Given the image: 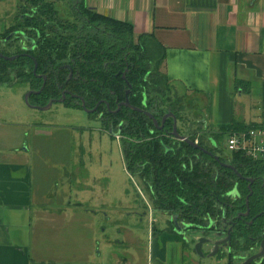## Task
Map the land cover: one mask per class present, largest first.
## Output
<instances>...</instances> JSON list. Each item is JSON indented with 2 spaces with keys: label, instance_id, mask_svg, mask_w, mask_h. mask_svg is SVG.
Masks as SVG:
<instances>
[{
  "label": "trees",
  "instance_id": "obj_1",
  "mask_svg": "<svg viewBox=\"0 0 264 264\" xmlns=\"http://www.w3.org/2000/svg\"><path fill=\"white\" fill-rule=\"evenodd\" d=\"M25 1L29 7L18 19L17 27L0 35V53L8 57L20 55L22 45L18 44L12 53L4 48L19 40L34 41L35 47L28 53L36 63V74L45 75L46 82L39 95L29 97L30 105L43 106L59 98L63 90L80 97L85 108L96 111L89 116L101 120L114 138L119 137L126 172L140 180L153 209L166 217H175L177 222L196 229L205 227L209 219L222 217L223 212L228 218L238 210L244 211L247 183L238 176L256 177L264 164L228 153L234 170L224 168L219 161H227L217 154V146L227 132L256 124L232 122L204 137L177 129L180 136L197 142V149L172 137V119L157 129L149 118L127 108L109 113L127 99L131 106L150 113L158 125L167 112L178 119L169 102V82L162 70L165 48L152 34L135 36L130 24L97 14L85 0H70L77 26L65 25L58 19L55 0ZM65 65H71L70 79ZM33 66L27 57L0 60V83H9L13 77L30 90H39L42 81L32 76ZM118 70L120 76L115 75ZM241 85L243 82L235 81L236 87ZM63 106L80 109L71 98H66ZM200 128L209 127L203 120ZM233 189L239 197L231 200L227 194ZM248 207L251 214L257 213L264 208V198L253 191ZM256 228H264V220L255 224L253 232Z\"/></svg>",
  "mask_w": 264,
  "mask_h": 264
},
{
  "label": "crops",
  "instance_id": "obj_2",
  "mask_svg": "<svg viewBox=\"0 0 264 264\" xmlns=\"http://www.w3.org/2000/svg\"><path fill=\"white\" fill-rule=\"evenodd\" d=\"M85 4L99 15L130 24L135 36L152 34L165 48L162 70L168 82L203 97L210 126L264 122V0H85ZM235 81L243 85L236 87ZM40 126L0 121V264H74L75 258L82 261L75 264H104L99 248H89L88 241L96 238L99 215L109 218L101 210L83 211L75 218L68 188L59 186V180L72 175L57 170L64 166L57 163L61 157L43 151L61 138ZM73 222L79 231H72ZM75 233L87 241L73 251L66 240ZM171 242L182 262L180 244L168 238ZM92 255L95 262L89 260ZM162 262L156 258V264Z\"/></svg>",
  "mask_w": 264,
  "mask_h": 264
},
{
  "label": "rangeland",
  "instance_id": "obj_3",
  "mask_svg": "<svg viewBox=\"0 0 264 264\" xmlns=\"http://www.w3.org/2000/svg\"><path fill=\"white\" fill-rule=\"evenodd\" d=\"M55 2L54 9L58 19L65 25L76 23L77 26L73 10L69 6L70 0ZM26 7L29 6L25 0H0L1 36L17 27L18 19L27 13ZM18 44L22 45L17 42L10 48H4L5 52H14ZM28 89L26 83L13 77L9 83H0V121L41 125L45 129L51 128L61 138L50 147L43 148V151L61 157L62 160L57 159V163L63 162L64 166H58L57 170L72 175L71 179L59 180V186L68 188L67 201L73 203L75 218L82 216L83 211L87 210H101L108 216L109 219L104 220L99 215L95 221L96 238L91 236L88 241L89 248H99L101 262L104 263V258L107 264L115 261L120 264H156V258H160L162 264H228V257H208L209 247L205 245L201 250L203 258L194 253L196 238H212L211 235L187 232L180 235V238L172 232L169 217L153 209L150 196L140 180L126 172L119 137L114 138L101 120L90 117L81 109L65 108L62 104H53L47 111L30 109L23 100ZM167 95L178 115L176 128L180 132H196L197 136L204 137L218 131V128L210 126L205 120L202 96L170 83ZM203 120L208 129L200 128ZM225 143L224 135L217 146L219 156L228 154ZM89 216L86 217L89 218L88 223L92 222V217ZM81 219H76L77 223ZM77 223H72V231H79ZM103 229L104 232H100ZM168 238H172L178 246L180 244L182 262L178 261V249L172 246L174 242L171 245L167 243ZM66 241L69 242V250L76 251L81 250L82 244L87 240L77 239L75 233ZM106 241L109 244L107 250ZM115 241H120L121 244ZM86 248L84 245V249ZM169 248L173 250L169 251ZM89 260L95 262L96 258L92 255ZM77 262L82 261L75 258L74 264Z\"/></svg>",
  "mask_w": 264,
  "mask_h": 264
},
{
  "label": "flooded vegetation",
  "instance_id": "obj_4",
  "mask_svg": "<svg viewBox=\"0 0 264 264\" xmlns=\"http://www.w3.org/2000/svg\"><path fill=\"white\" fill-rule=\"evenodd\" d=\"M25 41L26 39L19 40V43L22 44L21 49L23 52L20 55H18V57L19 56L23 58L27 57L28 59H31L33 61V65H35L36 67V63L34 62L33 58L30 57L28 53V51H31L35 47L34 41H29V42L28 41L25 42ZM27 43H29L30 46H28L29 44ZM64 68L69 70L68 79H70L72 76L71 65H65ZM33 70H34V66L31 71V74L33 77L40 79L43 84V79H42V76H43L45 77V82H46L45 75L36 74V68H35V74H34ZM115 75L120 76L121 71L118 70ZM63 93L65 96L63 99V102L66 100V98H71L79 103L80 109L82 110L81 108L82 100L80 99V97H75L74 94H71L70 92L66 90L61 91L59 98L50 99V100L60 99ZM85 109H87L88 111H92V112H89L88 115L96 112V111L93 112L92 109H88V108H85ZM108 112L114 113L115 111L108 110ZM158 126H160V124ZM117 138L118 137H116V139ZM179 142H183V141H179ZM221 157L223 158V160L227 162H222L218 160L219 163H223L225 165L231 166L227 159L228 154H226L225 156H221ZM238 178H240L241 180L247 183L246 189L248 190V194L244 198V205H245L244 211L238 210L234 212V214L228 218H225V212H223L224 217L222 214V217L220 218L217 217L215 219H209L207 221V225L202 228L193 229L190 225L179 223L177 222V220H175L174 222L173 218H170V217H169L170 219L169 224L171 226L172 232H174L175 235L180 238L181 236L178 235V232H180L182 230V227L184 226H189L188 230H186L184 234H186L187 232H191V233L196 232L200 234L211 235L212 238H206L204 236H200L202 238L207 239L210 242V244L209 243L205 244V246L209 247V251L207 252V254L213 252V250L216 248V255L214 257H220V259H221V256L228 257V264H245L249 260L251 261L248 262L247 264H264V228H256L253 232L255 224H257L258 221L264 220V208L259 210L255 214H251L249 212V207H248V198L253 194V191L258 194V197L260 196L264 198V167H262V172L256 177L248 178V177L238 176ZM245 179H251L253 182L249 184ZM233 191H235V189H233ZM233 191L227 194V197L230 198L231 200L232 199L234 200L239 197L237 191L235 192ZM246 202H247V207H246ZM176 224L178 226L177 233L175 232ZM230 228L232 230L229 232ZM228 235H229V240L227 239Z\"/></svg>",
  "mask_w": 264,
  "mask_h": 264
},
{
  "label": "water",
  "instance_id": "obj_5",
  "mask_svg": "<svg viewBox=\"0 0 264 264\" xmlns=\"http://www.w3.org/2000/svg\"><path fill=\"white\" fill-rule=\"evenodd\" d=\"M18 58V55H15V56H4V55H2L1 53H0V60H5V61H14L15 59H17ZM35 65H34V70H33V73L35 74ZM122 76H124L123 74H122ZM42 79H43V84H42V86L40 87V89L39 90H29L26 94H25V96H24V103L26 104V106L28 107V108H30V109H35V110H39V111H47V110H49L51 107H52V105L53 104H62L63 103V99H64V93L62 94V97L60 98V99H57V100H50L45 106H32V105H30L29 104V97L30 96H32V95H39L40 93H41V91L43 90V87H44V82H45V77H43L42 76ZM126 95H127V93H126ZM121 107H124V108H127V109H129V110H131V111H134V112H138V113H141V114H143L144 116H146L147 118H149L151 121H152V123H153V125H154V127L155 128H157V129H161L162 128V126H163V124H164V122L167 120V119H172V136H173V138L174 139H176V140H179V141H183V142H185L186 144H188L189 146H191V147H193V148H197V149H200V147L195 143V142H193V141H191V140H189L188 138H186V137H184V136H180L179 134H178V132H177V128H176V118H175V116L171 113V112H167L164 116H163V118L161 119V122H160V126H158V124H157V121L155 120V118L150 114V113H148V112H146V111H144L143 109H141V108H137V107H133V106H131L130 104H129V102L127 101V99H125V101L124 102H122V103H120V104H118V106H117V109H116V111L114 112V113H116L117 111H119L120 110V108ZM81 108H82V110L85 112V113H89V112H92V111H88L87 109H85V107H84V105H83V102L81 101ZM215 158V160H217L218 161V158L217 157H214ZM220 164V166H222V167H224V168H227V169H230V170H233V168L231 167V166H229V165H225V164H223V163H219ZM249 184H251L253 181L251 180V179H245ZM236 191V190H235ZM235 191H233V192H235ZM246 207H247V202H246ZM223 217H224V214H223ZM175 220H176V218L174 217L173 218V221L175 222ZM177 228H178V226H177V224L175 225V232L177 233ZM188 228H189V226H184V227H182V230L180 231V232H178V235H183L184 234V232L186 231V230H188ZM232 229L230 228L229 229V232L231 231ZM227 239L229 240V235L227 236ZM196 243L194 244V247H193V251H194V253L198 256V257H200V258H203L204 256H203V254H202V247H203V245H205V244H210V242L207 240V239H205V238H202V237H200V238H196ZM216 255V248L213 250V252H211V253H209L208 254V257H214ZM256 257H258V256H256ZM251 260H249V261H247L245 264H247L248 262H250Z\"/></svg>",
  "mask_w": 264,
  "mask_h": 264
},
{
  "label": "built area",
  "instance_id": "obj_6",
  "mask_svg": "<svg viewBox=\"0 0 264 264\" xmlns=\"http://www.w3.org/2000/svg\"><path fill=\"white\" fill-rule=\"evenodd\" d=\"M225 136L226 152L237 153L264 164V122L245 130L229 131Z\"/></svg>",
  "mask_w": 264,
  "mask_h": 264
}]
</instances>
